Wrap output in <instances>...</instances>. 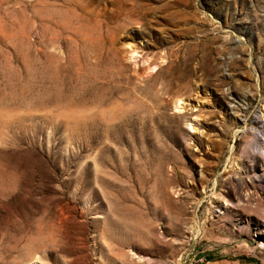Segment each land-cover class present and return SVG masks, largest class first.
<instances>
[{"label":"rangeland","instance_id":"obj_1","mask_svg":"<svg viewBox=\"0 0 264 264\" xmlns=\"http://www.w3.org/2000/svg\"><path fill=\"white\" fill-rule=\"evenodd\" d=\"M0 264H264V0H0Z\"/></svg>","mask_w":264,"mask_h":264},{"label":"bare ground","instance_id":"obj_2","mask_svg":"<svg viewBox=\"0 0 264 264\" xmlns=\"http://www.w3.org/2000/svg\"><path fill=\"white\" fill-rule=\"evenodd\" d=\"M179 105H181L182 106V99H177L176 101H175V107H179ZM180 106V107H181Z\"/></svg>","mask_w":264,"mask_h":264}]
</instances>
